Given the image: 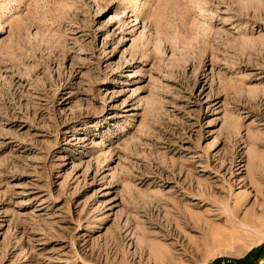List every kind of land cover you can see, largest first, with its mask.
I'll list each match as a JSON object with an SVG mask.
<instances>
[{
    "label": "rangeland",
    "instance_id": "rangeland-1",
    "mask_svg": "<svg viewBox=\"0 0 264 264\" xmlns=\"http://www.w3.org/2000/svg\"><path fill=\"white\" fill-rule=\"evenodd\" d=\"M249 179L264 0H0V264H264Z\"/></svg>",
    "mask_w": 264,
    "mask_h": 264
},
{
    "label": "bare ground",
    "instance_id": "bare-ground-1",
    "mask_svg": "<svg viewBox=\"0 0 264 264\" xmlns=\"http://www.w3.org/2000/svg\"><path fill=\"white\" fill-rule=\"evenodd\" d=\"M250 183H251V187L255 190V192L257 193V197L260 198L263 194L261 192V189L259 188V186H257L256 182L249 179ZM257 186V187H256ZM213 188L216 189L217 191L220 190L222 191L221 189H219L217 186L213 185ZM225 192V191H224ZM251 193V192H250ZM263 198V201H264V196H262ZM261 199V198H260ZM211 202L210 204L213 206H216V208H220V203L221 201L213 196V199H210ZM225 204V203H224ZM243 204L239 203L238 201H236L234 203V205L231 207V210L233 213H237L238 211L241 210V206ZM252 214L254 216H248V217H244L242 219V223H244L245 226H249L251 228H254V229H257L259 226L262 225V221L261 219L263 218L262 214L264 213V202L260 203L257 207H253L252 210H251ZM179 213H180V217H182V223H194L195 221H193V219L195 220V217L193 216V212L191 211V208L190 207H186L184 206L182 209L179 210ZM196 224V222H195ZM194 224V225H195ZM187 226V224H186ZM188 227V226H187ZM192 227V226H191ZM147 243H152V242H149L147 241ZM154 243V242H153ZM149 244L147 247H145L144 249H141L139 251V253L143 256L145 254V250L148 248V250H150V253H151V256H150V261H152V264H174L176 263L174 261H172L171 257H169L166 253H164L162 250L160 251V248L159 249V243L158 245L157 244ZM146 244V243H145ZM163 246V244L161 245ZM143 247V246H142ZM165 247V246H164ZM196 248V247H195ZM166 252V251H165ZM149 253V254H150ZM136 254V253H135ZM134 254V255H135ZM173 254V253H172ZM128 255V254H127ZM133 255V257H134ZM126 257V256H125ZM128 259V258H126ZM132 260V259H131ZM130 260V261H131ZM127 261V260H126ZM147 262V261H146ZM149 263V262H148ZM123 264V263H122ZM128 264V263H127ZM139 264V263H138ZM143 264V263H141ZM178 264V263H177Z\"/></svg>",
    "mask_w": 264,
    "mask_h": 264
}]
</instances>
